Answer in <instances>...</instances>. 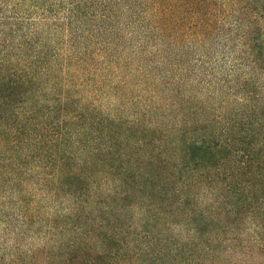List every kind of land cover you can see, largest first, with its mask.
<instances>
[{"label": "trees", "instance_id": "16d2710c", "mask_svg": "<svg viewBox=\"0 0 264 264\" xmlns=\"http://www.w3.org/2000/svg\"><path fill=\"white\" fill-rule=\"evenodd\" d=\"M9 26L15 24L2 25ZM25 31L15 30L23 33L20 50L35 61L34 69L23 64L26 55L3 50L0 40V175L7 171L25 187L23 171L31 163L42 164L45 173L38 182L48 195L77 197V221L71 225L77 244L66 245L77 248V264H229L223 251L237 247L223 248L225 239L244 226L252 232L251 256L264 264V97L245 93L239 98L245 107L225 117L213 107L197 108L203 104L183 93L165 98L170 108L164 111L155 93L131 99L128 110L82 104L77 112L85 127L77 133L76 162L73 153L54 148L65 134L32 125L43 103L56 102L36 93L44 83L37 74L53 71L38 69L40 60L54 57L36 31ZM263 51L257 49L253 58L264 72ZM17 122L49 138L33 132L35 139L27 145L34 150L25 155L19 138L27 131ZM47 145L53 147L50 153L38 152ZM27 210L30 220L35 210ZM66 221L63 216L57 231L69 225ZM65 250L61 246L58 253ZM18 256L13 258L26 264ZM64 256V264H72L68 252Z\"/></svg>", "mask_w": 264, "mask_h": 264}, {"label": "rangeland", "instance_id": "374dc122", "mask_svg": "<svg viewBox=\"0 0 264 264\" xmlns=\"http://www.w3.org/2000/svg\"><path fill=\"white\" fill-rule=\"evenodd\" d=\"M191 2L189 8V0H24L22 4L0 0L2 49L26 55L23 64L34 69L35 61L20 50L23 33L15 32L25 29L24 33L36 31L54 57L40 60L43 65L38 69L48 66L53 71L37 74L44 83L36 93L56 102L43 103L44 110L32 125L65 134L54 148L73 153L77 162V133L85 127L77 112L82 104L93 110L117 111L120 106L128 110L131 99L155 93L164 111L170 108L165 98L183 93L203 104L197 108L213 107L225 117L229 110L236 113L245 107L239 100L245 93L264 97V72L253 58L257 49L264 50V0ZM3 23L15 26L4 29ZM58 97L72 103L63 105ZM17 125L27 131L19 141L29 155L34 147L27 143L35 131L28 124ZM36 131L35 137L49 138ZM52 150L47 145L38 152L47 155ZM23 173L28 175L25 187L7 171L0 175V264H22L13 258L16 254L26 264H64L66 252L77 264V248H66L77 244L71 227L77 221V197L61 192L60 200L48 195L38 182L45 173L42 164L31 163ZM32 207L35 215L29 220L25 215L32 216L27 210ZM63 216L69 225L57 231ZM251 234L248 226L228 234L223 248L237 249L223 251L222 260L261 264L250 254ZM61 246L66 252L58 253Z\"/></svg>", "mask_w": 264, "mask_h": 264}]
</instances>
